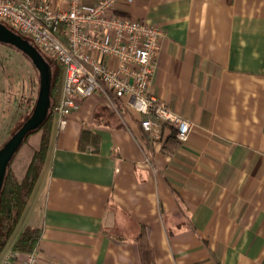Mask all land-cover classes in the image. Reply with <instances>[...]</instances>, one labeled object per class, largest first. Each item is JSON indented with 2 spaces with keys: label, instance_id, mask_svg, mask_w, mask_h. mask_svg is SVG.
<instances>
[{
  "label": "crops",
  "instance_id": "0c3cea01",
  "mask_svg": "<svg viewBox=\"0 0 264 264\" xmlns=\"http://www.w3.org/2000/svg\"><path fill=\"white\" fill-rule=\"evenodd\" d=\"M116 11L164 28L151 91L191 122L189 137L166 123L151 141L128 98L78 99L66 127L53 125L18 225L41 229L38 264H142L143 229L154 264H264V0ZM83 128L99 152L79 148Z\"/></svg>",
  "mask_w": 264,
  "mask_h": 264
},
{
  "label": "built area",
  "instance_id": "2783aa9c",
  "mask_svg": "<svg viewBox=\"0 0 264 264\" xmlns=\"http://www.w3.org/2000/svg\"><path fill=\"white\" fill-rule=\"evenodd\" d=\"M134 0H0V20L30 35L42 50L64 66V83L53 111L58 127L79 108L78 99L100 93L111 102L124 101L144 114L141 127L159 141L166 123L176 138L187 141L191 122L152 93L165 30L144 19L119 15L118 4ZM0 264H38L37 250H9Z\"/></svg>",
  "mask_w": 264,
  "mask_h": 264
},
{
  "label": "trees",
  "instance_id": "16d2710c",
  "mask_svg": "<svg viewBox=\"0 0 264 264\" xmlns=\"http://www.w3.org/2000/svg\"><path fill=\"white\" fill-rule=\"evenodd\" d=\"M9 30L27 40L41 54L43 59L46 60L44 54L41 52V49L31 38L26 37L25 34L14 30L12 27ZM0 45L11 51H16L18 53L23 52L28 58H30L17 44L12 41L0 39ZM54 60L59 63L56 58H54ZM31 61L34 68L38 70L32 59ZM5 62L6 58L0 52V68L3 72H7V74H4L5 78L3 79V83L0 81L1 112L4 107L1 97H4L9 91V83H12L11 88L14 90V86H16L18 81H20L18 74L12 75L10 71L7 70L8 68ZM59 66L60 69L55 79H53V76L51 79V108L47 116L39 125L32 128L26 134L16 151L10 157L5 168L4 179L0 185V257L3 252L9 248L22 253H29L37 250L38 247L41 237V229L27 225L19 231L18 225L47 158L53 130V106L59 101L63 87L64 69L61 64ZM36 102L29 113V116L24 120L22 115L25 110H23L22 104L19 105L15 118L17 119L20 117V120L23 121L14 134L29 120L34 112ZM14 123H16V121H13L11 126H13ZM175 134L176 132L173 131L171 138L176 139ZM9 139L4 142L3 146ZM100 143L101 138L98 133L88 128L82 129L79 139V148L81 150L92 148L94 152H99ZM135 245L139 252L141 263L154 264L153 250L149 244L147 233L144 229L136 237Z\"/></svg>",
  "mask_w": 264,
  "mask_h": 264
},
{
  "label": "rangeland",
  "instance_id": "374dc122",
  "mask_svg": "<svg viewBox=\"0 0 264 264\" xmlns=\"http://www.w3.org/2000/svg\"><path fill=\"white\" fill-rule=\"evenodd\" d=\"M6 29H11L10 25L7 22H1ZM5 36V31L0 29V36ZM26 37L31 38L30 35ZM0 52L6 58L7 70L10 71L12 75L18 74L20 81L17 85L14 86L15 89L11 88L12 83H9V91L2 98V103L4 105L3 111H0V148L3 146L4 142L9 139L14 132L21 126L22 121L29 116L39 93L40 87V75L39 71L34 68V65L30 58H28L23 52L11 51L4 46L0 45ZM41 52L44 54L46 60L51 65V72L53 79H55L57 73L60 69V64L54 60L55 56L41 49ZM62 65V64H61ZM63 69L64 66L62 65ZM7 72H3L0 68V81L3 83V79ZM23 105L24 113L22 115L23 120L15 118L19 105ZM2 105V106H3ZM17 108V110H16ZM57 114L53 115V125H57ZM15 122L13 126L12 122Z\"/></svg>",
  "mask_w": 264,
  "mask_h": 264
},
{
  "label": "water",
  "instance_id": "95a60500",
  "mask_svg": "<svg viewBox=\"0 0 264 264\" xmlns=\"http://www.w3.org/2000/svg\"><path fill=\"white\" fill-rule=\"evenodd\" d=\"M0 29L5 31V36H0V39H6L17 44L33 60L40 73V88L33 114L29 120L0 149L1 185L4 179L5 168L10 157L16 151L26 134L45 119L51 108L50 90L52 72L49 63L43 59L41 54L27 40L6 29L1 22Z\"/></svg>",
  "mask_w": 264,
  "mask_h": 264
}]
</instances>
